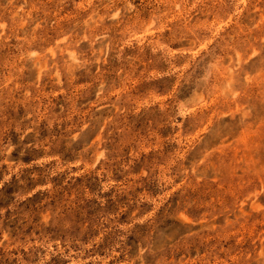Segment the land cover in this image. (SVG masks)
I'll use <instances>...</instances> for the list:
<instances>
[{
  "label": "rangeland",
  "instance_id": "rangeland-1",
  "mask_svg": "<svg viewBox=\"0 0 264 264\" xmlns=\"http://www.w3.org/2000/svg\"><path fill=\"white\" fill-rule=\"evenodd\" d=\"M0 264H264V0H0Z\"/></svg>",
  "mask_w": 264,
  "mask_h": 264
}]
</instances>
